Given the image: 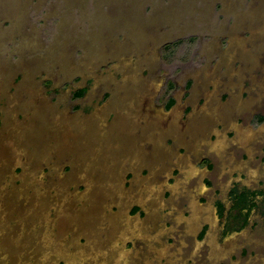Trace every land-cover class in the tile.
Masks as SVG:
<instances>
[{
    "label": "rangeland",
    "instance_id": "rangeland-1",
    "mask_svg": "<svg viewBox=\"0 0 264 264\" xmlns=\"http://www.w3.org/2000/svg\"><path fill=\"white\" fill-rule=\"evenodd\" d=\"M0 194V264H264V0H0Z\"/></svg>",
    "mask_w": 264,
    "mask_h": 264
},
{
    "label": "flooded vegetation",
    "instance_id": "flooded-vegetation-1",
    "mask_svg": "<svg viewBox=\"0 0 264 264\" xmlns=\"http://www.w3.org/2000/svg\"><path fill=\"white\" fill-rule=\"evenodd\" d=\"M249 128V127H248ZM237 129V128H236ZM193 173L195 172V166L193 165V171H192ZM245 191V190H244ZM244 191H239V192H237V193H234L233 194V196H232V200H233V203H235V207H234V205L232 206V207H228L227 209H224L223 207H222V205L220 204V203H217V205H219V206H217L216 205V208L218 209V214H219V218H224V222H225V220H226V218H227V216H228V214H229V211L231 210V209H238V213H237V215L236 216H233V217H235V220L237 221V223L239 224V225H243V224H245L247 221H248V216H249V212H251L254 208H256L257 207V203H252V202H249V203H238L239 201V199H238V195H241V193L242 192H244ZM250 192V191H249ZM252 193V192H251ZM139 199H141L142 197L141 196H139L138 197ZM143 199V198H142ZM140 201H142V200H140ZM194 206V205H193ZM200 208H202V210H207V209H205V208H203V207H200ZM210 209H211V207H210ZM245 211H248V213H246ZM213 212H212V210H211V214H212ZM136 219V222H137V224H138V226H139V224H140V222H139V220H138V218H135ZM131 219L129 220V221H127L126 219H125V222H126V226L127 225H129L131 222ZM125 222H124V224H125ZM123 224V225H124ZM122 225V226H123ZM138 226L136 225V223H133V228H138ZM227 225L225 224V227H226ZM121 227V226H120ZM128 231L130 232V230L128 229ZM190 231V230H189ZM121 236V235H120ZM127 236H123V239H119L118 240V242H123L124 241V239L126 238ZM80 240L78 239V242H79ZM212 241V240H211ZM211 241H209V245H210V242ZM79 245H80V242H79ZM83 247H86V246H84L83 244H81ZM63 246H61V245H58L57 246V255H62V257L63 256H66L67 255V253H66V250L64 249V247H63V249H64V253H62L61 251H60V249L62 248ZM217 248H218V246L217 245H215V252H213L214 254H217V252L218 251H216L217 250ZM124 250H125V248H124ZM82 253V252H81ZM213 253H210V254H213ZM121 254H124V252L123 253H121L120 252V257H121ZM61 257V256H60ZM72 257H74V256H72ZM124 257V258H123ZM82 258V257H81ZM122 262L123 263H121V264H126L125 263V260H126V254L125 255H123L122 256ZM57 260H59V259H57ZM98 260V259H97ZM97 260H96V262H97ZM81 262V261H80ZM79 263V262H78ZM77 263V264H78ZM15 264V263H14ZM17 264V263H16ZM44 264H48L47 263V261L46 262H44Z\"/></svg>",
    "mask_w": 264,
    "mask_h": 264
},
{
    "label": "bare ground",
    "instance_id": "bare-ground-1",
    "mask_svg": "<svg viewBox=\"0 0 264 264\" xmlns=\"http://www.w3.org/2000/svg\"><path fill=\"white\" fill-rule=\"evenodd\" d=\"M251 128H248V127H246V128H242V127H238L237 129H236V132H238V134H240V136H243V135H248V134H250L251 133ZM217 136V135H216ZM217 138V137H216ZM216 140V139H215ZM212 142V141H211ZM225 143V140H224V138H222L221 139V137H219L216 141H213L212 143H211V147L214 149V150H218V151H220L221 149H222V147H224L223 146V144ZM216 152V151H215ZM193 169V167L191 168H188L187 170H186V173H190L191 172V170ZM26 192V191H25ZM2 196V194H0V197ZM117 200H118V198H117ZM117 203V202H116ZM194 203V202H193ZM109 210H110V208H109ZM196 210V208H195V205L193 206V212ZM198 211H199V215L201 214H204V215H207V216H209L210 218H211V209H207V210H202V208H199V209H197ZM123 213V212H122ZM121 213V214H122ZM125 213V212H124ZM124 213H123V215H124ZM190 216H188V218H189ZM209 218V219H210ZM131 224V223H130ZM120 228V232H121V227H119ZM118 228V229H119ZM123 230H125V229H123ZM118 232H119V230H118ZM118 235V234H117ZM124 235H126V230H125V234ZM119 236V235H118ZM128 236V235H127ZM116 237V236H115ZM119 240V239H118ZM118 240H117V242H118ZM114 243V242H113ZM213 241H211L210 242V250H211V253H213V252H215V245L213 246ZM117 244V243H116ZM96 248L95 247H91V248H89V247H83L82 245H80L76 250H74L73 251V254H72V256H74V255H76V253L78 254H81V252H84V253H88V252H92V253H95V252H97V250H95ZM116 249H117V247H116ZM115 249V250H116ZM118 250V249H117ZM116 250V251H117ZM60 251L61 252H64V249H63V247L60 249ZM118 254H119V252H118ZM120 255V254H119ZM72 256H70V255H66V256H64V258L65 259H71L72 258ZM82 257V256H81ZM120 258V257H119ZM122 258V257H121ZM124 258V257H123ZM128 259V258H127ZM58 262H59V260H57V259H53V262L51 263H49V262H47V263H49V264H58ZM100 262V261H99ZM120 262V261H119ZM122 263V262H121Z\"/></svg>",
    "mask_w": 264,
    "mask_h": 264
},
{
    "label": "trees",
    "instance_id": "trees-1",
    "mask_svg": "<svg viewBox=\"0 0 264 264\" xmlns=\"http://www.w3.org/2000/svg\"><path fill=\"white\" fill-rule=\"evenodd\" d=\"M178 42H182V40H178V41H176L175 43H178ZM171 45L170 44H167V45H165V47L164 48H168V47H170ZM82 94V91L80 90V91H78L75 95L76 96H80ZM171 101L172 100H169L168 101V106L171 104ZM252 197H253V195H252V193L251 192H249V191H244V192H242L241 193V195H238V203H249V202H252L253 200H252Z\"/></svg>",
    "mask_w": 264,
    "mask_h": 264
}]
</instances>
